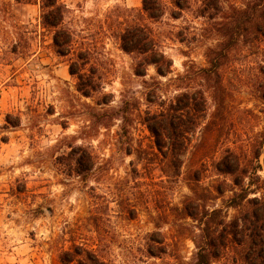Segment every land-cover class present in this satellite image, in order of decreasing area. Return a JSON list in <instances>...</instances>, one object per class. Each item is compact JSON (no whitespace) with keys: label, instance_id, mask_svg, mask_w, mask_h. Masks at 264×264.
Wrapping results in <instances>:
<instances>
[{"label":"rangeland","instance_id":"rangeland-1","mask_svg":"<svg viewBox=\"0 0 264 264\" xmlns=\"http://www.w3.org/2000/svg\"><path fill=\"white\" fill-rule=\"evenodd\" d=\"M162 1L165 14L152 21L142 14V0H58L69 10L63 25L74 32L76 47L89 46L93 54L82 87L94 80L97 91L84 97L79 79L69 73L75 55L58 56L53 32L42 24L41 0H0V264H196V244L220 231L233 234L226 248L213 238L210 264H264L263 252L230 228L240 214L223 203L231 192L203 202L222 210L212 218L224 222L221 227L210 224L201 232L182 212L191 188L198 186L205 199L223 181L231 184L214 169L227 148L250 161L251 146L264 135V102L257 91L264 38L249 36L233 47L222 72L228 96L217 129L209 132L214 105L208 100L180 177H172L173 169L150 149L154 139L144 126L136 124L126 135L118 121L109 128L93 126L96 112L117 108L122 100L141 112L156 111L145 100L157 89L154 81L165 84L182 74L184 63L207 67L204 53L220 41L211 25L221 18L199 17V0H179L183 10L174 0ZM220 1L230 15L249 0ZM130 21L148 25L173 61L167 78H158L153 66L146 78L133 74L135 55L121 51L114 37ZM191 86L192 92L205 88L195 77ZM102 100L110 103L97 105ZM82 149L94 160L88 175H79ZM128 149H139L148 161L137 160L134 151L127 155ZM250 176L246 180L255 182ZM255 176L263 180L264 169ZM262 195L264 190L257 193Z\"/></svg>","mask_w":264,"mask_h":264},{"label":"trees","instance_id":"trees-1","mask_svg":"<svg viewBox=\"0 0 264 264\" xmlns=\"http://www.w3.org/2000/svg\"><path fill=\"white\" fill-rule=\"evenodd\" d=\"M198 16L207 21H214L215 18H221V21L211 25V29L220 41L213 47L208 48L204 53L207 67L194 69L193 64L188 66L184 63L182 74L174 78L167 79L165 84L160 81H154L157 89L146 94L145 100L149 105L156 106V111L149 109L141 112L137 104H132L129 100H122L117 108H110L96 112L93 126L98 128H109L112 122L118 121V127L123 134L129 133L136 124L144 126L153 137V146L150 149H156L161 155V162L164 166L173 169L172 177L178 178L181 175V167L184 157L190 148L192 137L195 135L201 120L206 117L207 103L210 100L214 105V111L211 114L209 132H214L218 126V117L222 112L223 103L228 96L227 89L223 82L222 72L228 62L233 47L244 38L253 36L264 38V0H249L242 7H232L231 14L224 12V7L220 0H199ZM173 5L179 10H183L179 0H174ZM42 24L53 32L52 42L55 52L58 56L75 55V61L69 66V73L77 76L81 87L79 92L84 97H90L91 93H96L97 84H85L83 68L90 62L92 52L89 46L85 48L76 47L75 34L69 28L64 27V21L69 10L58 0H41L40 3ZM166 5L162 0H142V14L149 20L156 21L165 14ZM119 41L121 51L126 54H134L136 61L132 72L138 78H146L149 66H153L156 76L167 78L172 73L173 61L164 53L160 43L153 35V31L146 24H138L134 21L128 22V25L118 34H114ZM262 82L258 84L259 98L264 102V70H262ZM96 73L93 72V75ZM194 77L204 83L201 89L192 92L191 83ZM152 81L153 78H150ZM88 82H91L88 80ZM146 85V82H144ZM171 90L176 92V96L169 99L167 93ZM135 102V100L133 101ZM109 101H98L97 105H108ZM137 103V102H136ZM154 147V148H153ZM252 160L241 159L236 150L227 148L220 160L215 164L214 169L219 175L229 177L231 184L225 181L223 186H216L213 195L208 190V197L198 196V186L191 188L192 195L184 203L182 212L185 216L197 222L201 227V232L213 224L214 227L224 225V222L213 220V216L221 214L220 209H207L203 202L216 200L224 197L227 191L231 196L223 201L228 209L239 210V216H236L230 223V228L239 229L242 242L249 241L253 246L264 254V195L257 197V193L264 190V179L261 180L255 176L258 170L264 169V135L260 142L252 145ZM127 155L135 152L137 160L148 161L142 158V151L128 149ZM77 158V164L80 168L79 175L90 174L94 169V160L86 150H80ZM149 152L147 155H151ZM262 155V165L259 158ZM84 175V176H85ZM193 174L194 181L199 183V176ZM256 177V181L246 180L251 176ZM83 176V177H84ZM252 195L254 197L249 198ZM202 197V198H201ZM204 199V200H203ZM133 211V210H132ZM134 213V212H130ZM204 227V228H203ZM221 227V226H220ZM228 228V226L226 227ZM206 232V231H205ZM238 232V233H239ZM233 234L232 232H230ZM230 233L220 231L217 237L219 246L226 248L227 235ZM237 233V234H238ZM205 242L201 245L196 244L197 252L195 254L196 264H210L208 261V247L215 246L213 238L208 234L202 237ZM209 238V239H208Z\"/></svg>","mask_w":264,"mask_h":264}]
</instances>
